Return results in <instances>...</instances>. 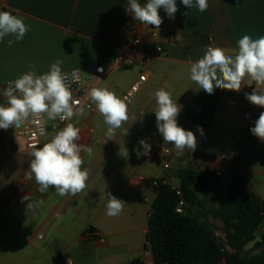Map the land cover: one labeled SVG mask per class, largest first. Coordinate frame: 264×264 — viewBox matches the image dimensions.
Masks as SVG:
<instances>
[{
	"label": "crops",
	"instance_id": "0c3cea01",
	"mask_svg": "<svg viewBox=\"0 0 264 264\" xmlns=\"http://www.w3.org/2000/svg\"><path fill=\"white\" fill-rule=\"evenodd\" d=\"M126 4L128 0H0L4 11L18 13L30 26L24 38L12 46L7 40L14 37L0 42V104L8 81L29 71L44 74L58 59L63 62L62 71L78 68L89 74L93 67L103 66V74L95 76V86L119 97L139 74L147 75L128 104V121L110 140L98 112L48 127L39 147L49 142L50 134L73 123L80 129L77 143L93 149L91 157L81 154L89 172L85 189L61 196L53 205L48 192H39L35 180L26 179L32 150L27 149L25 139L13 127L0 129V264H66L67 260L78 264H131L133 260L154 264L146 240L148 214L157 194L152 182L167 178L173 188H179L177 172L188 167L221 171L216 184L219 194L238 182L264 200V148L246 135L243 120L248 102L245 94H251L255 85H244L239 92L216 89L208 94L189 78V66L204 55L209 36L213 46L234 55L243 35L254 39L264 35V0H208L205 12L176 0L174 19L160 8L163 22L159 29L142 24L149 48V31H155L160 40L174 34L176 42L167 45L162 58L146 68L117 69L112 65L115 51L129 43ZM161 88L181 106L178 125L192 131L197 140L194 152L186 148L181 154L173 148L168 170L159 159V151L168 143H164L155 117L154 94ZM141 139L151 144L147 156L137 155V148L143 151L138 144ZM53 193L56 191L51 188ZM107 193L125 202L118 216L106 215ZM40 201L43 203L27 208L30 202ZM42 209L46 212L43 217ZM84 212L89 218L74 223ZM211 221L221 227L219 220ZM261 234L264 221L255 232V241ZM253 243L247 245L252 244L250 251L257 253Z\"/></svg>",
	"mask_w": 264,
	"mask_h": 264
},
{
	"label": "clouds",
	"instance_id": "9594fccd",
	"mask_svg": "<svg viewBox=\"0 0 264 264\" xmlns=\"http://www.w3.org/2000/svg\"><path fill=\"white\" fill-rule=\"evenodd\" d=\"M181 2L190 9L197 7L200 12H205L208 8V0ZM160 8L164 9L170 19H174L178 10L176 0H146L143 5L138 0H128L126 10L134 20L159 29L163 22L158 13ZM29 31L30 26L21 15L14 11H0V42L6 37H14V40H7L8 45L12 46L14 42L21 41ZM62 63L58 59L50 64L49 71L44 74L37 75L35 71H29L8 81V86L2 93L6 103L0 104V129L19 128L25 122L43 124L57 118L61 121L71 120L74 116L84 114L81 101L73 98L69 77L61 69ZM29 67L34 69L35 65L30 64ZM97 71L103 72L104 69L98 68ZM189 78L208 94H213L216 89L239 92L244 85L254 84L255 89L251 94L246 93L245 98L251 104L264 108V35L255 39L250 35H243L237 41L234 55L228 54L222 47L208 46L204 55L190 64ZM73 79L76 77L73 76ZM88 96L96 111L103 117L107 126L106 135L110 140L115 131L128 121V105L107 88L92 87ZM154 96L157 105L156 125L164 143L173 144L181 154L186 148L194 152L197 147L195 134L177 123L181 106L163 88L157 90ZM45 115L46 120L39 119ZM197 130L203 134L202 128ZM250 131L264 141V112L260 113ZM50 135L51 139L42 147L33 146L26 179H34L41 193L54 188L60 196L69 193L76 195L85 189L89 178L88 169L82 168L84 160L81 154L86 153L91 157L93 149L77 143L81 140L80 129L73 123H67L61 130ZM138 144L143 148L142 152L139 148L136 149L138 156L150 154V143L141 139ZM124 155L128 156L127 150ZM107 196L106 215L118 216L123 211L125 202L111 193H107ZM24 199L29 200V197ZM39 203L43 202H30L27 208L36 207Z\"/></svg>",
	"mask_w": 264,
	"mask_h": 264
},
{
	"label": "trees",
	"instance_id": "16d2710c",
	"mask_svg": "<svg viewBox=\"0 0 264 264\" xmlns=\"http://www.w3.org/2000/svg\"><path fill=\"white\" fill-rule=\"evenodd\" d=\"M177 178L181 196L170 186H159L148 214L146 240L154 264H264V234L255 241L264 200L238 182L219 194L212 180L191 167L179 170ZM180 198L186 203L183 213L175 210ZM217 229L222 237L215 236ZM252 241L254 249H262L250 255L245 247ZM224 245L231 252L223 251Z\"/></svg>",
	"mask_w": 264,
	"mask_h": 264
},
{
	"label": "built area",
	"instance_id": "2783aa9c",
	"mask_svg": "<svg viewBox=\"0 0 264 264\" xmlns=\"http://www.w3.org/2000/svg\"><path fill=\"white\" fill-rule=\"evenodd\" d=\"M139 3L143 5L144 3H146V0H141L139 1ZM127 6L128 4H126L124 8V16L129 30V43L125 48L121 47L116 49L112 65L117 69H125L131 67L146 68L150 64L162 58L167 45H171L176 42V36L174 34H168L164 40H160L158 34L155 31H149L148 36L150 38V41L152 42V47L149 48L147 46V42L143 39V28L141 22L138 20H134L133 16L126 10ZM0 11H4V8L1 5ZM208 46H213L212 36L208 37L207 47ZM98 68L104 69L103 66H95L92 68V72H90L89 74H85L81 69L78 68L62 71L69 77L68 83L73 93V98L75 100L81 101V106H83L84 109L89 111L90 113L97 112L95 109V105L91 102L88 96V93L92 87H96L95 76L103 74L104 72L97 71ZM73 76H75L76 79H73ZM146 76L147 75L145 72L139 74L137 79L134 80L129 85V87L121 94L120 98L124 99L127 105L135 97L143 83L146 81ZM7 86L8 83H6L3 88L5 89ZM5 103L6 99L4 98L2 104ZM261 112H264V108L253 105L248 101L243 112V120L245 124L246 135L256 146L264 148V141L254 136L250 131V129L255 126V121L258 119ZM39 119L46 120V115L40 117ZM68 121L69 120L61 121L57 118V120L55 121H47V123L43 124H32L25 122L19 128H13L17 135L22 136L25 139L27 149L33 150V146H40L41 139L46 135V132L50 125L58 126ZM173 148L174 145L168 143L159 151V159L164 170H168L170 168ZM199 171L207 177L213 179V182L215 184H218V182H220V178L222 176L221 171L212 168ZM152 184L155 188H158L159 186L172 187L167 178L155 179L153 180ZM173 189L176 190L177 195L181 196L178 188ZM185 207V201L183 200V198H180L175 210L178 213H183L185 211ZM214 234L217 237H222L219 230H215ZM222 249L223 251L231 252V249L227 245H224ZM66 264L78 263H75L72 260H67ZM221 264H226V262L223 260Z\"/></svg>",
	"mask_w": 264,
	"mask_h": 264
},
{
	"label": "rangeland",
	"instance_id": "374dc122",
	"mask_svg": "<svg viewBox=\"0 0 264 264\" xmlns=\"http://www.w3.org/2000/svg\"><path fill=\"white\" fill-rule=\"evenodd\" d=\"M88 115H90V112L87 111V110L84 111L83 116H84V117H87ZM95 151H97V149H95ZM84 165H85V160H84V164L82 165V168H85ZM47 192H48V194L50 195L49 203H50L51 205H53L54 202H55L58 198L61 197V196L58 195L57 193H53V194H51V188H50ZM45 213H46V212L44 211V209H42V215H41V217H43ZM20 215H21V217H22V216H23V213L20 214ZM89 216H90V215L88 214V212H86V213L84 212L83 215H80V216L77 217V218L80 219V221L74 219V223H80V222H83V223H84L85 219H86V218H89ZM40 219H41V218H40ZM35 220H36V218L33 219V227H34V225L36 224V221H35ZM217 230H219V229H217ZM251 246H252V244L247 245V247L245 248V251H246L247 253H249L250 255L256 254L255 252H251V251H250ZM56 248L59 249V246L56 247ZM252 249H254V243H253V247H252ZM261 249H262V247L257 248L258 252H259ZM258 252H257V253H258Z\"/></svg>",
	"mask_w": 264,
	"mask_h": 264
}]
</instances>
